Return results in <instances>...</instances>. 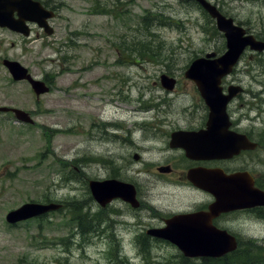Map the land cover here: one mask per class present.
<instances>
[{
  "label": "rangeland",
  "instance_id": "1",
  "mask_svg": "<svg viewBox=\"0 0 264 264\" xmlns=\"http://www.w3.org/2000/svg\"><path fill=\"white\" fill-rule=\"evenodd\" d=\"M41 1L58 11L52 21L53 35H41L35 27L31 37L25 38L0 28V107L24 110L35 121L29 126L12 116L0 118V264H184L179 249H149L145 254L141 250V240L150 224L141 203L148 200L156 206L159 200L163 207L176 211L188 197L179 182L186 172L176 170L175 175L160 177L163 172L156 167H162L164 161L157 150L159 145L153 143L154 138L143 140L145 133L139 125L153 122L152 118L163 110L167 113L161 116L179 126L169 125L166 129L189 126L184 123L189 119L186 115L196 111L199 101L185 73L194 58L210 52L226 53L223 35L213 30V20L194 0ZM208 1L249 33L260 32L264 37V0ZM112 9L118 12H110ZM149 19L151 33H138ZM135 36V40L149 42L158 57L142 61L134 54L118 64L115 45L123 54L122 42H130ZM258 54L247 50L227 84L239 82L246 91L229 105L228 112L235 120L240 119L241 129L258 141L259 153L240 157L228 166L237 169L247 159L246 166L261 179L264 99L260 93L264 90V65L254 61ZM62 57H67L66 62ZM260 58L264 61V56ZM4 59L20 62L36 80L42 81L44 76L51 79L49 94L37 100L28 83H13L2 64ZM249 66L252 76L246 72ZM168 71L179 80L176 92L170 95L158 84L160 75ZM150 103L159 109H142ZM200 112L194 116H200ZM108 121L120 126L101 139L100 127ZM129 130L133 131L131 136ZM130 138L134 146L126 143ZM136 153L140 160L134 159ZM71 170L78 175L75 177ZM107 179L138 187L139 207L132 208L126 219L131 223L139 220L141 225L114 228L104 224L105 234L94 233L80 246L78 221L94 230L97 219L108 220L111 216L98 214L100 208L88 187L90 180ZM47 200L63 203L64 211L48 214L42 220H29L20 227L6 222L9 211L27 202ZM172 202L175 208L169 206ZM117 205L126 210L123 203ZM230 225L243 236L241 241L254 239L264 247V219L243 214ZM193 259L196 264L212 263L209 256Z\"/></svg>",
  "mask_w": 264,
  "mask_h": 264
},
{
  "label": "water",
  "instance_id": "2",
  "mask_svg": "<svg viewBox=\"0 0 264 264\" xmlns=\"http://www.w3.org/2000/svg\"><path fill=\"white\" fill-rule=\"evenodd\" d=\"M197 1L210 16L216 20L218 29L225 34L228 49L224 55L218 58L213 59L215 54H209L206 58L196 59L186 72V77L197 84L202 97L210 109L208 131L205 134H196V137L193 135L191 140L195 141L196 138H199L197 143H199V141L206 143L205 148L208 151L207 156L210 158L231 157L232 155L238 154L242 149H254L256 145L249 142L246 138H242V136L229 131L230 124L227 122L228 116L226 110L229 100L232 99L237 91L231 89L230 95L225 96L223 94V88L221 87V80L231 73L244 48L248 44H251V39L253 40V38L247 37L243 39L242 28L234 26L231 19L224 17L216 7L212 6L206 0ZM16 14L17 17H15ZM54 16V12L45 10L41 3L37 1L0 0V27L22 33L25 36H29L30 34L27 22L38 24L40 28L45 29L47 34L51 35L53 30L49 27L47 20ZM4 65L9 69L15 80H28L38 97L41 94L49 92V88L46 87L43 82L34 80L31 75L28 74V70L22 67L18 62L5 60ZM162 84L165 88L171 90L174 88L176 81L167 76H162ZM10 110H12L20 120L29 123L32 122L29 115L21 110L8 108L0 109V111L6 112ZM202 147L203 146H198L197 144L195 146V151L200 152ZM221 176H217L215 182H211L212 180L206 177L201 179L197 178L196 180L194 178L192 179L197 187L211 192L216 197L215 204L211 206V212L204 214L201 220L206 219L211 223L212 219L221 212L233 210L234 208H250L264 205V192L255 189L253 187V181L248 177L243 174H234L231 176H224L221 174ZM90 185L93 196L99 203L105 204L116 197L131 201L130 197H127L124 192H120L122 187L131 188L132 186L130 185L128 186L127 184H120L112 181H106L104 183L91 182ZM104 185L107 188H105L106 190L110 189V191H114V189H116L119 191L116 192L113 197H109L110 199H105L102 195V189L105 187ZM58 208L59 206L55 204H26L20 209L9 213L7 220L11 223H15ZM199 232L200 231L197 230L195 236H193L195 238H191L195 240L192 242L193 246L191 245V248L187 245L189 241L187 239H180V241L179 239L171 240L179 244L180 250L189 257H196L197 255L222 256L237 248V240L224 231L213 232L212 238H199Z\"/></svg>",
  "mask_w": 264,
  "mask_h": 264
},
{
  "label": "flooded vegetation",
  "instance_id": "3",
  "mask_svg": "<svg viewBox=\"0 0 264 264\" xmlns=\"http://www.w3.org/2000/svg\"><path fill=\"white\" fill-rule=\"evenodd\" d=\"M213 5H215L221 11V9L219 8L217 4L213 3ZM246 34H248L247 31H246ZM255 36L258 39H261V36H258V35H255ZM254 78L256 82L259 83L257 81V77L254 76ZM46 80L45 82L48 83V79ZM177 81L179 83L178 79ZM233 83L234 84L231 83L229 87L231 85H234V86H241L243 88V85L241 83L236 82V81ZM184 84H186V82ZM189 88L192 89V91L195 93L194 96L197 97L199 101V103H196V111L194 113L186 115L187 118L189 119L185 120L184 123H186L189 126H186L183 128H177V129H166L169 125H174V122L171 119H169L166 116H161V113L166 114L167 113L166 111H158V116L152 118L154 119L153 122L150 121V122L142 124V126H144V129H152L155 132V133L148 134L147 138H150V139L154 138L155 142L153 141L151 142L159 145V147H157V150L159 149V152L161 153V158L164 161V164L162 165V167H156V169L164 168L162 171L163 173L159 174L160 177L165 178L163 174H167V173L168 174L174 173L175 175L176 170L182 171L183 169L182 172H186V175L180 177L179 182L182 184L183 187H185L184 189H186V195L188 199L183 198L184 202L177 208L173 206L174 202L169 203V206H172L176 209V211H174V209L163 207L162 206L163 203L160 202L159 200L154 199L153 197L154 194L150 193V196L152 197V199L156 200L158 204L155 206L152 203L150 204L149 201L147 200L144 204L141 203L140 208H145L144 210L149 215L148 219L150 220V224L148 225V230L150 229L151 230L150 232H153V233H159L165 236L174 235V237L176 236H195V232H197L198 230L200 231L198 236L200 235L213 236V232L216 229V230H224L228 232L230 235H232L233 237L240 239L243 236L232 229L230 225L231 222H235V220L243 214H252L255 218L263 220L264 219V207H256L252 209H241V210L231 211L229 213H221L218 216H215L212 219L211 223L206 219L201 220L204 214L210 213V208L215 202V199L210 193L202 191L201 189L195 187L189 181L187 174L191 170H203L205 172H210V173H215V172L220 171L226 175H232L234 173H245L246 177H248L250 180H253L254 188H257L264 192V177L260 179L259 178L260 176L257 173L253 172L252 170L248 168V166H246L245 163H247V159H245L242 166L237 169H234L228 166V163L240 157L247 158L248 154H258L259 148L253 151L244 150L238 156L234 158H231V159L223 158L220 160H217V159L194 160V159L188 158L187 152L185 151L184 147L190 146L191 141L189 140L187 141H189L188 143L190 144L180 145L182 149L172 148L170 146V142L172 140L173 132L175 131L184 132L183 134L184 137L185 138L188 137L189 139H191V137H193L191 133L199 131V130L207 129V122H209L208 108H205V103L195 83L190 81ZM173 93H175V91ZM173 93H168V94H173ZM245 93L246 91L243 88V94H240L236 98V100L240 99ZM260 94H261L260 97L264 99V90ZM200 110H201L200 116L198 117L194 116V114ZM230 124L231 126H230L229 131H232L237 134L245 135L249 140L255 143L257 142L258 147H260V144L258 143V141H256V139L254 140L253 137L247 131H243L241 129L240 119L235 120L234 118H231ZM176 127H179V126H176ZM160 144H162V147H160ZM132 146L134 145L132 144ZM201 157H209V156L203 155ZM168 160L170 161L168 162ZM210 178L217 180V176H214V175L210 176ZM137 191H138L137 195L139 197L138 187H137ZM202 196H205L204 198L206 199L202 200L201 199ZM121 203L123 202L116 200L111 205L107 206L106 208L99 209V213H101L102 215L109 213L111 215L109 218V222L110 224H112V227L114 228L120 225L124 226V228L125 227L131 228V227H135L136 225H141V222H139V220H135L134 223L127 222L128 219L126 218L130 217L131 211H133V209L131 208V206H129V204L124 202L123 205L126 207V210H124L121 208V206L117 205V204L121 205ZM179 216H187V217L183 219L175 220ZM115 218H119V219L116 220ZM102 224L103 225L106 224V221L102 220ZM109 226L111 227V225ZM114 232L116 231L114 230ZM156 244L157 242H153L154 247H152V249H163L166 247L168 249L176 248L170 244H167L164 241L159 242V244H162L159 247H156L155 246Z\"/></svg>",
  "mask_w": 264,
  "mask_h": 264
},
{
  "label": "trees",
  "instance_id": "4",
  "mask_svg": "<svg viewBox=\"0 0 264 264\" xmlns=\"http://www.w3.org/2000/svg\"><path fill=\"white\" fill-rule=\"evenodd\" d=\"M117 2L118 3L116 4L119 5V1ZM47 4H49V2ZM112 10H110V12H114L115 14L118 12V9L117 12L115 11V9ZM118 15L120 14L118 13ZM151 23V19H149V21H146L145 28L143 27L142 29L138 30V33L144 31L145 33L150 34ZM135 39L136 36L130 42H126L127 40H124L122 42L121 48L123 54L125 55H123L121 53V49L115 45V48L118 49L121 56L123 55L132 58V56L135 54L137 56V60L142 61L158 57L155 55V51L153 50L149 42H143ZM216 264H264V247L262 248L261 246L255 244V242L252 240L248 241L246 244L241 243L239 249L221 259H217Z\"/></svg>",
  "mask_w": 264,
  "mask_h": 264
}]
</instances>
